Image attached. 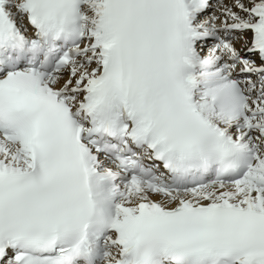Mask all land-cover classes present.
<instances>
[{"label":"snow or ice","instance_id":"1","mask_svg":"<svg viewBox=\"0 0 264 264\" xmlns=\"http://www.w3.org/2000/svg\"><path fill=\"white\" fill-rule=\"evenodd\" d=\"M0 264H264V0H0Z\"/></svg>","mask_w":264,"mask_h":264}]
</instances>
